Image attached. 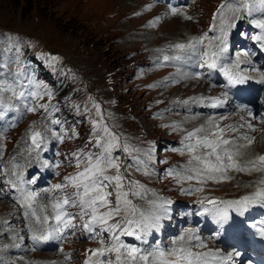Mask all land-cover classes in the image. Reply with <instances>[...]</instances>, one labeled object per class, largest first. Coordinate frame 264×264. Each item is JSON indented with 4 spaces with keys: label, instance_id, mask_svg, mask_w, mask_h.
Masks as SVG:
<instances>
[{
    "label": "rangeland",
    "instance_id": "rangeland-1",
    "mask_svg": "<svg viewBox=\"0 0 264 264\" xmlns=\"http://www.w3.org/2000/svg\"><path fill=\"white\" fill-rule=\"evenodd\" d=\"M217 1L199 0L195 4L194 9L199 14L196 24L181 16L171 22L167 20L158 29H152L147 24L151 16L141 15L144 3L142 1L139 3L136 0H0V65L6 64V67H0V80L13 83L18 79V56L16 57V53L9 46L15 49V44L18 46L19 43L21 46L24 45L19 67L22 68L23 77L29 83L31 81L32 87L38 86L42 91L49 90V87L42 84V81L47 82L46 78L51 74L42 68H48L53 64L55 67L51 68V71L56 79H59L62 74L59 70L63 69V73L68 70L65 68L68 64L73 66L78 74L84 76L85 82L83 83L76 78L73 79L74 85L68 94L55 96L52 89L49 91V96L54 97L62 107L71 109L77 102L79 105V108L70 111L67 117L71 122L68 126L66 145L64 144L61 150L66 164H68L67 151L64 147L70 148V153L84 152L82 156H85L84 144L91 135L89 127L95 121H100L105 117L120 132L128 135L131 147L138 144L135 141L136 135L139 134L138 137L143 140L142 134H145V131L150 134V139L157 140L159 143L161 159L166 152L164 157L166 163L185 164L188 159H191L189 154L173 151L176 146L181 145L179 142L184 140L183 132L179 131L180 129H174V132L168 131L171 123L167 117L155 121L150 118L154 117L152 106L156 108L168 106L170 96L187 91L188 88H158L156 85L169 74V71L159 68L152 69L151 60L156 56L153 51L154 46L161 44L163 40L183 36L187 30H199V27L204 31L207 24L205 19ZM20 37H22L21 41ZM68 72L70 74L71 71L68 70ZM111 74L114 75L110 77ZM145 83L150 86L145 88ZM192 85H190L189 92H192L195 87L203 89L201 83ZM154 87L156 90H150ZM0 96L4 101V92L0 93ZM49 102L50 99H44L36 105L34 114L37 118L30 123L32 125L27 129L39 130L42 118L47 127L50 125L49 118L42 116V111L48 107ZM85 109H88L89 114L83 112ZM130 116H134L133 119ZM200 122L201 120L194 125ZM262 136L263 134L259 135L258 140L256 139L257 147L254 145L251 148L256 147L264 151ZM7 142L10 143V139ZM139 151L148 155L147 151L142 150V146H139ZM258 167L260 171H257L262 173L264 169L260 167V164ZM241 173V171L234 172L240 177L230 178L229 182L213 184L212 189L203 188L202 195L210 192L218 196L243 197L244 195L245 197L246 193L264 185V180L254 185L249 174ZM65 174L68 175L67 172ZM246 175L248 177L243 180ZM133 177L142 182L148 181L156 184L162 189L153 190L161 193L165 190L173 198L175 197L174 199H180L181 195L179 196L177 191L189 185L187 181L180 178L175 180L167 178L162 182L161 180L156 182L154 179L148 180L137 173H134ZM192 198L181 199L189 201ZM0 207V211L3 210L1 205ZM108 225L111 223L108 222L107 225L95 228L101 233V228ZM119 229L115 230V234ZM122 230L118 235L119 239L128 241L129 235L121 234ZM75 232L78 233V230ZM104 234H108L111 240L113 239V233L103 232L100 236ZM92 244L93 242L90 243ZM70 246L74 247L76 252L73 257L77 264L79 261L75 248L84 246V244L71 243ZM65 252L69 251L66 249ZM109 254L113 257V253Z\"/></svg>",
    "mask_w": 264,
    "mask_h": 264
},
{
    "label": "snow or ice",
    "instance_id": "snow-or-ice-1",
    "mask_svg": "<svg viewBox=\"0 0 264 264\" xmlns=\"http://www.w3.org/2000/svg\"><path fill=\"white\" fill-rule=\"evenodd\" d=\"M262 8H264V0H232L230 3L221 5L218 17L217 15H214L213 27L209 29L210 31L216 32V34L212 37H208V35L205 34L203 37L193 38V41H191L188 45L182 43L175 44L172 47L176 50H186L185 55L182 57H171V59L179 62V64H189L195 67H204L206 65L209 69V73H211L212 70H218L227 77L229 85L243 83L245 78L237 75L236 73L229 72L230 68L238 66L239 61H229L228 57L225 55L227 50L228 32L230 29L235 27V24L232 23L231 20L233 17H238L242 12H246L249 16H251L254 11ZM177 11V8L171 7V13L173 15H175ZM217 18H219L218 25L215 23ZM185 19L192 18L186 16ZM253 25L261 31L260 35L253 36L252 39L260 42V47L264 50V19L253 21ZM204 40H208L209 43L206 50L201 51V45ZM244 55H247V53H244ZM164 59L168 60L170 58L165 56ZM201 61H203V63H201ZM0 67H6V64L0 65ZM177 70L181 71L179 67ZM183 75H187V73H183ZM195 75L199 77L200 74L197 73ZM261 83H264V80H262ZM23 88L24 85L20 84L19 80H16L13 83H9L6 80H0V93L11 92L14 96L26 99V94ZM28 95L35 98L39 95V93L33 91L29 92ZM220 103H222V101L214 100L212 101L211 106L214 107ZM10 106L11 105H6L2 96H0V120H3L4 115L9 110ZM25 107H27L28 111H35L34 108L29 107L28 105H25ZM96 107L98 109V106ZM52 123L57 124L59 121L53 120ZM4 131H6V129ZM49 131H51V129H49ZM105 131L107 132V129H105ZM203 131H205V129L197 128L194 132L188 133L185 139L188 141L195 139V143L184 144V148L173 149V151L183 152L184 150H187L189 152H195L198 148L204 147L206 149H210L207 155H193L192 160L189 161V166H184L183 171L173 169L168 173V175L175 174L176 177H179L182 180H191L195 177L187 176L184 173L192 172L196 176H200L202 173H208L209 175L205 177L206 179H215L211 173L224 172L230 168H234L236 171H246L249 168L259 170V168H257L258 163L260 164V167H264V156L259 157L258 160L248 161L247 164L244 165L235 163L233 161V154L226 148H223L224 145H228L230 143V141L222 138L224 129H219V132L211 133L214 139H209L208 136L198 137L197 133ZM3 134V131H0V137H2ZM52 136L56 140L62 139V137L55 132L52 133ZM244 139H247V137H244ZM31 140L35 148H39L40 145L44 143L42 133L39 131L31 133ZM113 140H115V137H113ZM112 147L113 143L108 142L106 146H104L102 152L95 155V157L93 154L89 153L82 159L79 154H75L77 155L76 166L79 167L80 164L86 160L87 167L75 176L65 178L66 183L72 185L76 189L71 196L65 195L62 199L48 197L46 201L41 200L40 203H37L38 195L36 192H33L23 186L17 187V191L19 192L18 199L22 200L25 208V217L34 218L36 224L38 225L35 229L29 228V231L33 233L31 239L34 246L50 239H62L63 230L73 226V216L66 211L65 206L73 208L79 207L80 211L76 213L75 216L81 219L88 214L89 211L91 212V219L84 223L83 228L87 231V233L92 234L95 227L107 225L108 220H110L114 215L119 214L122 210H126L127 206L131 205V201L128 200L129 193L127 191H122L124 188V184L122 183L123 174L120 173L119 165L111 156L110 149ZM29 151H31V149H29ZM212 158L215 159V163H213ZM225 159H227L228 163H225ZM192 161L202 165V167H191L190 165L192 164ZM46 163L47 162H45V164ZM140 164L141 162L137 161L138 169L144 171L146 175L150 174V170L140 168ZM109 168H115L117 170V175H105V171ZM24 183L27 182L23 181L21 178V185ZM31 183H35V180H32ZM128 183L130 188L141 187L136 181H130ZM64 186L65 185H55L54 188L61 189ZM109 188H112V192L108 191ZM80 189H82V191ZM113 193H115L116 197L115 205L111 207L109 211L98 215L97 213L100 208L109 207V201L107 198ZM132 195H140V192L132 191ZM45 196H47V190H45ZM167 203L169 202L163 200L159 201V203L154 201L153 211L149 214H145L143 212L140 213L139 220L132 221L125 218L123 223H135L139 227L142 235L134 233L131 228H124L121 234L135 235L137 240L143 241V236H147L150 231L154 229L159 230L162 227L161 221L168 214V210L165 208ZM209 203L214 205L212 214L217 218V221L227 222L229 218L227 212L228 208H234L238 214H243L247 207L252 204L264 206V190L256 192L254 196L242 197L238 201L221 202L224 204L223 208L216 206L215 201H209ZM49 207L51 209V215L56 222L55 225H49V216L42 215V213L49 210ZM130 210L133 213L137 211L134 206H132ZM205 211L207 212L209 209H205ZM120 227L121 223L118 222L101 228V233H113V239L107 248L93 251L92 255L97 257L94 264H210L209 258H215V254L213 253L196 255L191 251L190 246L171 247L165 250L157 245L150 250H145L133 245L125 244L119 239V236L115 234V230ZM101 233H96V235H100ZM260 233L262 237H264V228L260 229ZM184 239L185 236L183 235L179 237L180 241H183ZM188 239L198 240L199 238L195 237L194 234L189 233ZM173 243L175 244L176 241ZM106 253H116L115 261L110 258L100 259V257H104ZM170 257L174 259L170 260ZM230 258V256L223 257V259ZM85 264H92V262L89 260L86 261Z\"/></svg>",
    "mask_w": 264,
    "mask_h": 264
},
{
    "label": "bare ground",
    "instance_id": "bare-ground-1",
    "mask_svg": "<svg viewBox=\"0 0 264 264\" xmlns=\"http://www.w3.org/2000/svg\"><path fill=\"white\" fill-rule=\"evenodd\" d=\"M130 1H134V0H130ZM173 20H176V17H174L173 18ZM182 20V19H181ZM148 33V32H147ZM146 39V38H145ZM151 63V62H150ZM164 70V69H163ZM168 72V71H167ZM166 72V73H167ZM165 73V74H166ZM193 86V85H192ZM201 88V87H200ZM176 94V93H175ZM168 129H169V126H168ZM168 131H170V130H168ZM167 131V132H168ZM256 134H258V136H257V140H258V137H259V135H261V134H263V136H262V140H264V129L262 130V132H260V131H258ZM178 138V137H177ZM255 145H256V147H257V143H256V141H255ZM256 147H254V148H251L250 150H245V149H241L240 150V157L242 158V159H235V160H233L235 163H237V164H241V165H244V164H246V161L245 160H248L249 158H252V157H255V156H259V155H262V153L264 154V151H262V150H258V148L256 149ZM249 154H251L250 156H249ZM249 157V158H248ZM258 166V165H257ZM263 169V168H262ZM261 169V170H262ZM259 171H260V169H259ZM242 174V173H241ZM244 174V173H243ZM247 174H249L248 176H250L251 177V179H253V184L254 185H256L260 180H264V172L262 171V173H260V174H256V173H254V171H251V172H248ZM247 175H246V177H243V180H245L247 177H248ZM233 177H240L239 175H237V174H233L232 176H231V179L233 178ZM242 177V176H241ZM249 177V178H250ZM238 180H241L240 178H238ZM234 181H236V178H234ZM229 182V181H228ZM260 184V183H259ZM261 184H262V182H261ZM254 188V187H253ZM257 188V187H256ZM217 194V193H216ZM1 208V207H0ZM210 259V264H221L220 263V261L215 257L214 259L213 258H209ZM250 264H252V263H250Z\"/></svg>",
    "mask_w": 264,
    "mask_h": 264
},
{
    "label": "trees",
    "instance_id": "trees-1",
    "mask_svg": "<svg viewBox=\"0 0 264 264\" xmlns=\"http://www.w3.org/2000/svg\"><path fill=\"white\" fill-rule=\"evenodd\" d=\"M53 65L48 67V68H42V69H45L46 71H48L51 74L50 77L46 78V81H47L46 86L48 84H51L52 93L55 96H59L60 94H68L70 92V89L74 85L73 84V79H75L74 72L71 70V72L69 74L68 70H66L63 73V69H61V70H59V72L62 73V74L60 75L59 79L57 80L56 77H54V75H53V73L51 71V68L53 67ZM73 94H74V91L72 92V95Z\"/></svg>",
    "mask_w": 264,
    "mask_h": 264
}]
</instances>
